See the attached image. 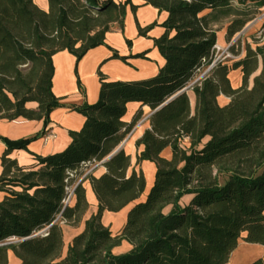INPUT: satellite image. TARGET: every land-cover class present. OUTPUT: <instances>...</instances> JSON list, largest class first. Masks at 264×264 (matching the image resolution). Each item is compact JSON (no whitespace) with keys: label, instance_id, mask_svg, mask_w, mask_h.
<instances>
[{"label":"trees","instance_id":"1","mask_svg":"<svg viewBox=\"0 0 264 264\" xmlns=\"http://www.w3.org/2000/svg\"><path fill=\"white\" fill-rule=\"evenodd\" d=\"M48 2L46 12L34 0H0V120L47 125L61 107L53 93V57L68 51L79 62L91 49L107 46L114 25L124 31L128 6L137 10L132 0ZM144 2L168 13L163 35L154 41L166 61L157 76L110 81L99 72V101L74 108L85 117L82 129L70 132L72 142L63 152L36 156L35 167L22 168L8 156L28 150L39 136L1 138L7 151L0 177V191L6 193L0 203V264H10V253L19 264H228L244 233L247 243L264 246V29L254 39L255 48L247 44L245 58L217 63L189 87L198 71L212 63L214 25L232 18L231 43L264 8V0ZM156 25L139 27L140 35ZM240 45L241 39L231 46L234 56ZM113 58L128 59L117 52ZM238 69L242 86L234 89L229 75ZM190 90L196 95L194 114ZM221 95L231 99L228 105H219ZM133 102L153 111L151 129L137 142L143 147L137 165L153 162L157 173L146 201L131 208L126 224L114 234L103 223L104 213L122 211L146 189L142 170L128 174L131 158L124 149L105 162L142 119L140 111L131 123L124 121ZM28 103H37V109L27 108ZM169 147L172 159L166 160L161 154ZM99 166L106 172L96 178ZM86 181L99 203L88 219ZM186 195L193 199L182 207ZM63 225H83L65 254ZM125 242L131 249L115 253Z\"/></svg>","mask_w":264,"mask_h":264},{"label":"crops","instance_id":"2","mask_svg":"<svg viewBox=\"0 0 264 264\" xmlns=\"http://www.w3.org/2000/svg\"><path fill=\"white\" fill-rule=\"evenodd\" d=\"M36 5L44 10H49L48 0H34ZM126 0H116V2H125ZM132 4L137 7L136 12H133L131 6L127 8L124 31L119 25H114L112 31L106 36L107 46H99L91 49L82 60L77 62L75 56L68 51L57 53L53 57L55 74L53 78V93L60 100L61 107L57 108L50 115V121L45 125L44 121H30L26 119H17L13 121L0 120V177L3 174L2 158L7 151V146L2 142L1 138H7L13 141L29 139L39 136V138L29 144L28 150L17 149L13 150L8 158L14 160L22 168H32L38 165L36 156H50L61 153L71 144L72 138L70 132L80 131L85 124V117L74 111L75 107L83 106L84 104L94 105L99 101L101 83L99 72L107 76L110 81H142L153 78L158 75L161 68L166 64L165 59L161 56L157 47H155V39L160 38L165 29L161 26L168 18L167 12H160L158 9L145 5L144 0H132ZM233 8H237V3H232ZM253 9L254 5L249 6ZM232 18L222 20L214 25L217 32V44L224 47L230 42L227 39L228 28ZM153 24H157L153 29L147 32L146 36L139 33V27L145 29ZM264 21L249 22L244 30L235 35L231 42H237L241 39L240 47H237L238 55L233 61H238L246 57V47L250 44L253 48L256 47L254 39L258 33L263 31ZM127 41L131 42V46ZM117 52L121 57H126L125 63L121 59L113 58ZM145 54L143 58H136V55ZM233 62H230L231 65ZM262 64L256 75L261 71ZM232 87L239 89L242 86L243 74L241 69L234 70L229 75ZM81 84V88L79 86ZM253 85V78L250 81V86ZM192 114L196 108V95L190 90L188 91ZM230 98L221 95L218 98L220 106L228 105ZM37 103H28L27 108L37 109ZM142 112V119L137 123L132 133L127 137L122 149L131 158V168L128 172L130 175L135 168L137 171L142 170L146 178V189L142 196L124 208L118 213L106 211L103 215V223L109 227L114 234L118 233L126 224L128 213L131 208L139 203L145 202L152 187L154 186L157 167L156 164L150 161H144L137 165V158L143 147L138 148L137 142L144 136L147 130L151 129L150 117L153 111L148 106H141L140 103H129L128 111L124 117V121L131 123L138 112ZM209 138L204 140L207 143ZM188 145V142H184ZM203 147V146H202ZM162 158L166 160L172 159V149L166 148L162 154ZM106 169L99 166L94 171L93 175L100 178ZM86 190V198L89 203V210L86 215L88 219L98 210V200L89 181L84 183ZM6 193L0 191V203L4 201ZM193 199V196H184L180 204L182 207L188 206ZM169 206L164 210L165 214L171 211ZM69 227V226H65ZM64 241L67 247L72 238L65 237ZM246 234L244 233L237 249L232 253L228 264H252L259 259L264 260V246L249 244L245 241ZM131 246L124 243L122 247L115 250V253L121 254L128 252ZM66 253V252H65ZM10 264H19L18 259L14 254L10 253Z\"/></svg>","mask_w":264,"mask_h":264},{"label":"built area","instance_id":"3","mask_svg":"<svg viewBox=\"0 0 264 264\" xmlns=\"http://www.w3.org/2000/svg\"><path fill=\"white\" fill-rule=\"evenodd\" d=\"M261 21H264V8L261 9L260 13L251 21V23L261 22ZM262 32L263 31H260L258 33V37H261L262 36ZM234 43H235V41L229 43L228 45H226L224 47L216 44L214 46V48H213V60H212V63L204 71H200V70L198 71L199 74L197 75V77L195 78V80L190 84L189 87H191L195 83L199 82L217 63L223 62V61H225L228 58H232V59L237 58V56H234L231 53V49H230L231 46ZM95 168L96 167H93L90 171L87 172V174L90 173ZM43 232H45V231H43Z\"/></svg>","mask_w":264,"mask_h":264},{"label":"rangeland","instance_id":"4","mask_svg":"<svg viewBox=\"0 0 264 264\" xmlns=\"http://www.w3.org/2000/svg\"><path fill=\"white\" fill-rule=\"evenodd\" d=\"M230 60H233L232 58H228ZM66 225H63V228L65 227ZM83 230V225H81L80 227H65V237H67V241H68V238H72V236L74 234H78L80 233L81 231ZM67 251V243L65 244V248H64V254L65 252Z\"/></svg>","mask_w":264,"mask_h":264},{"label":"water","instance_id":"5","mask_svg":"<svg viewBox=\"0 0 264 264\" xmlns=\"http://www.w3.org/2000/svg\"><path fill=\"white\" fill-rule=\"evenodd\" d=\"M179 94H180V93H179ZM179 94H178V95H179ZM178 95H176V96H178ZM176 96H175V97H176ZM175 97H173L172 99H174ZM172 99H171V100H172ZM171 100H170V101H171ZM170 101H168V102H170ZM166 104H167V103H166ZM163 106H164V105H163ZM163 106H162V107H163ZM162 107H160V108H162ZM160 108H159V109H160ZM159 109H157V110H159ZM157 110H156V111H157ZM122 148H123V146H120V148H118V149H117V150H116V151H115L110 157H108V158L105 160V162L108 161L109 159H111V158H112L117 152H119V150H121Z\"/></svg>","mask_w":264,"mask_h":264}]
</instances>
